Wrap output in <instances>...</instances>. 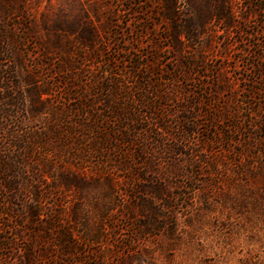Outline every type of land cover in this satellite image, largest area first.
Here are the masks:
<instances>
[{
  "label": "trees",
  "instance_id": "1",
  "mask_svg": "<svg viewBox=\"0 0 264 264\" xmlns=\"http://www.w3.org/2000/svg\"><path fill=\"white\" fill-rule=\"evenodd\" d=\"M159 1L152 14L169 25L168 44L137 57L136 48L122 49L125 57L105 56L94 65L104 70L87 77L71 55L96 45L105 52L108 32L74 31L72 47L67 25L43 21L40 33L28 0H0V264H108L105 255L116 264H170L153 259V249L165 240L175 252L190 247L191 215L181 228L176 206L196 197L203 203L196 212L213 204L220 164L198 149L201 141L210 147L203 132L225 115L211 114L219 94L212 83H202L209 87L199 99L184 92L192 99L181 105L178 67H201L198 49L211 22L238 26L228 0ZM256 1L264 12V0ZM140 22L143 33L147 20ZM162 50L175 53L166 58L179 62L175 69L160 68ZM25 55L34 73L23 79ZM181 252L184 264L194 257Z\"/></svg>",
  "mask_w": 264,
  "mask_h": 264
},
{
  "label": "rangeland",
  "instance_id": "2",
  "mask_svg": "<svg viewBox=\"0 0 264 264\" xmlns=\"http://www.w3.org/2000/svg\"><path fill=\"white\" fill-rule=\"evenodd\" d=\"M197 2L203 7L202 0ZM159 3V0H28L27 5L40 33L43 32V21L52 25H67L71 33L68 41L72 47L75 45L74 31L78 33L85 27H93L100 32L101 29L108 32L110 37L101 32L104 38L102 43L108 45L105 52L99 51L101 45H96L89 53L79 52L80 57L77 56L78 50L71 55L81 65L82 75L92 77L104 70L94 65L101 63L105 56L123 58L126 55L122 49L130 47L137 49L132 50L135 56L150 55L152 50L158 51L157 46L160 48L168 44L163 38L167 36L163 29L169 28V25L152 14L153 9L160 7ZM258 5L256 0H228V7L232 9L238 27L211 22L198 49L201 67L190 70L178 67L183 95L180 96L183 99L181 105L192 99L186 98V91L193 90L190 93L200 98L202 89L209 87L204 88L202 83H212V90L219 93L210 111L215 115L224 114L225 119L220 116L209 132H203L211 141V149L202 141L199 143L202 151L197 149L201 157L205 151L210 152L208 157L219 162L217 170L222 175L217 178L220 185L209 190L213 202L209 210L196 212V207L203 204L197 197L192 203L188 201L176 206L180 226L191 215L189 221L194 227L187 230V237L193 240H187L192 242L189 248L183 243L185 247L182 245L175 252L169 241L162 237L161 240L166 241L165 248L156 247L152 251L153 259L158 262L184 264L183 259L188 258L181 251L188 249L194 257L191 256V260L185 264H264V34H261L264 33V12L259 10ZM143 20H147L145 25L149 29L140 33L144 28V23L140 22ZM252 33L257 34L253 36ZM118 37L122 38L124 44L115 42ZM258 45L263 48L260 49ZM26 49L33 53V57L38 53L33 41L27 43ZM174 54L160 51L162 58L159 59L164 60L163 63L158 62L162 65L160 68L175 69L179 62L166 60ZM33 57L25 55L26 66L18 67L21 78L24 79L27 73H34L31 67ZM152 61L155 62L154 58L149 57L148 63ZM153 68L156 73L159 71L155 64ZM27 87L23 83V88ZM218 88L219 91L216 90ZM201 108L204 112L208 111L204 106ZM227 159L234 162L230 160L229 163ZM179 191L188 192L185 188ZM188 205L191 207L184 210ZM196 223H199L198 226ZM117 227H122V224ZM123 231L124 226L120 233H125ZM182 231L179 234L177 230L178 237L186 236ZM105 257L108 264H116L114 258ZM87 264L94 263L89 261Z\"/></svg>",
  "mask_w": 264,
  "mask_h": 264
}]
</instances>
